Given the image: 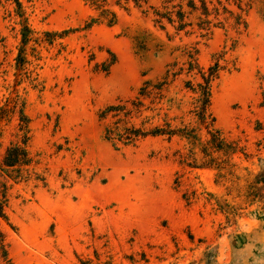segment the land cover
Here are the masks:
<instances>
[{
  "label": "rangeland",
  "instance_id": "1",
  "mask_svg": "<svg viewBox=\"0 0 264 264\" xmlns=\"http://www.w3.org/2000/svg\"><path fill=\"white\" fill-rule=\"evenodd\" d=\"M18 1L24 46L0 0V264H264V0H204L207 31L199 0L182 31L154 11L175 20L187 0H105L112 26L91 23L89 0ZM189 52L204 70L220 66L209 113L221 151L191 113L184 84L200 80L186 74ZM167 65L182 71L129 125L165 120L194 139L105 140L113 120L101 111L134 99ZM23 136L31 163L3 168Z\"/></svg>",
  "mask_w": 264,
  "mask_h": 264
},
{
  "label": "trees",
  "instance_id": "2",
  "mask_svg": "<svg viewBox=\"0 0 264 264\" xmlns=\"http://www.w3.org/2000/svg\"><path fill=\"white\" fill-rule=\"evenodd\" d=\"M13 6V13L16 18L19 19V24L21 25L20 33H21V44H24L28 40L29 29L25 25L24 13L22 10V6L18 0H4ZM90 6L98 12L97 19H91V23H96L101 20L104 21L108 26H112L116 23V15L113 11L107 8V4L105 0H89ZM121 1L124 4H127L129 1H132L136 7H140L141 4H146L147 0H115L116 5H121ZM219 1V0H217ZM240 3V0H236ZM186 7L189 9L188 13L183 11L182 5L178 4L175 7L177 10L175 13V20L172 19V12H159L158 10L154 11V16L156 17V23H160L162 20H166L169 24H177L176 30L182 31L189 24L184 22L186 14H192L194 12L199 11L194 4V0H187ZM200 3V15H202L205 19L202 20L198 24V28L200 30L207 31L206 28L210 22L206 20L209 16L206 2L204 0H199ZM219 3V2H218ZM174 8V7H173ZM236 21L238 24V18L236 17ZM22 48V47H21ZM188 61L186 62V74L197 76L200 80L195 84H192L190 81L185 82L184 88L185 90L191 92L194 97L193 99V109L191 113L193 114L196 122L202 126L210 139L207 141V144L211 145L217 151H221L224 149L225 144L219 138V134L213 128L214 120L209 113L210 107V98H211V83L218 78V74L220 71V66L216 62L209 66L206 70L199 67L194 60L193 56L190 52L187 54ZM17 67L23 65L25 58L23 57L22 50H19V53L16 58ZM112 64V63H110ZM174 65H167V67H171V69H167L160 80L155 82L145 81L142 83L141 87L138 89L137 96L134 99L119 101L117 104H112L105 107L100 115V119H106L110 117L113 122L112 126L106 125L104 129L105 140H115L120 142L123 145L132 144L139 139H144L146 137H166L167 139H171L174 136H180L187 139H194L193 130H189L188 128L183 129H175L171 128L170 124L163 120V125L154 126L150 130H144L141 127L136 128L134 125H129L130 120L133 117H140L142 112L144 111H152L148 106L145 107L143 101H148L149 105L159 104L163 99V92L170 85V82L175 79L177 75L180 74L182 69H179L178 72L174 71L172 68ZM195 72V73H194ZM194 73V74H193ZM169 77L172 78L170 82L168 81ZM20 118L26 121L25 117L20 114ZM148 120V118H146ZM26 125V123L24 122ZM143 123H141V126ZM21 127V126H20ZM26 128V127H22ZM25 141L26 137L23 136L21 143L18 144H10L4 152V155L1 160V166L7 169H19L24 166H28L31 163V160L28 156V153L25 149ZM3 204L0 202V217H3L2 214Z\"/></svg>",
  "mask_w": 264,
  "mask_h": 264
}]
</instances>
